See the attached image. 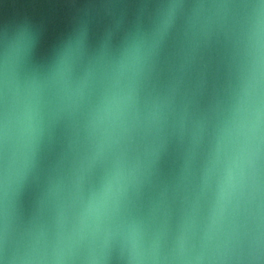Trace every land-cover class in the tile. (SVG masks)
<instances>
[{
	"label": "clouds",
	"instance_id": "obj_1",
	"mask_svg": "<svg viewBox=\"0 0 264 264\" xmlns=\"http://www.w3.org/2000/svg\"><path fill=\"white\" fill-rule=\"evenodd\" d=\"M41 33L0 22V264H264V0Z\"/></svg>",
	"mask_w": 264,
	"mask_h": 264
},
{
	"label": "water",
	"instance_id": "obj_2",
	"mask_svg": "<svg viewBox=\"0 0 264 264\" xmlns=\"http://www.w3.org/2000/svg\"><path fill=\"white\" fill-rule=\"evenodd\" d=\"M89 0H0V22L7 18L29 17L33 22L42 25L39 50H44L57 42L61 35L67 31L71 16L77 8L88 3ZM117 3H137L139 0H115ZM129 11H135L130 8ZM90 24V30L98 38L104 23ZM188 78L186 77V80ZM175 168V163L170 159L166 171Z\"/></svg>",
	"mask_w": 264,
	"mask_h": 264
}]
</instances>
